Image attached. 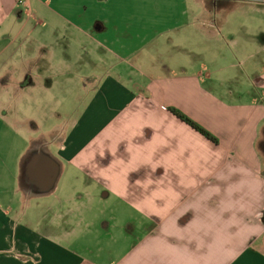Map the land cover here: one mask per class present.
<instances>
[{"label": "crops", "instance_id": "crops-1", "mask_svg": "<svg viewBox=\"0 0 264 264\" xmlns=\"http://www.w3.org/2000/svg\"><path fill=\"white\" fill-rule=\"evenodd\" d=\"M214 2L201 3L214 5V13L208 6L180 15L210 23L214 32L193 36L211 45L179 50L172 60L159 44L144 54L149 45L140 46L139 34L149 33L136 9L116 7L139 0H0V264H264V69L250 64L251 55L219 61L225 50L264 51V15L258 39L237 40L231 31L228 40L218 32ZM93 69L109 71L95 76ZM73 71L86 85L101 86L98 105L65 125L61 143L60 133L48 140L55 127L42 132L22 108L27 96L36 101L60 84L79 85ZM74 169L88 201L104 190L120 212H131L128 229L140 234L129 233L120 256L109 250L101 260L103 248L80 241L75 221L84 204L73 201L76 191L54 199ZM42 199H51L45 216L23 226L26 214L37 212L30 203Z\"/></svg>", "mask_w": 264, "mask_h": 264}, {"label": "rangeland", "instance_id": "rangeland-1", "mask_svg": "<svg viewBox=\"0 0 264 264\" xmlns=\"http://www.w3.org/2000/svg\"><path fill=\"white\" fill-rule=\"evenodd\" d=\"M143 0H139V3L136 6H130L126 4L116 5L121 11L130 12L132 9H136L139 16L140 24H144L147 32L149 33L147 37H144L143 31L140 30L139 34V44L140 46H148L147 51H144L146 54L149 50H152L154 46L158 45L160 47H165L167 50L172 52V60L179 59L181 57L179 50H184L185 48L188 51L195 50H205L211 44L207 43V39L195 38L194 33L213 31L214 28L210 26V23L207 25L198 18H189L185 20V17L180 15L184 12H187L189 15H197L202 12L204 8H208V13H214L216 7L214 5L203 6L201 3H215L214 0H147L146 4H141ZM217 1V11H218V20L217 27L218 32H220V37L230 40L228 33L234 31V38L237 40L240 39H251L255 33L262 28L261 20L264 15V0H216ZM58 11V10H56ZM260 20V21H259ZM245 30L249 31L251 36L244 35ZM261 26V28H260ZM188 34L189 37H182ZM253 39H258L255 36ZM155 42L154 45L150 44ZM170 42V43H169ZM224 45L219 44L218 48L220 51H224ZM232 50V49H231ZM231 50L228 52H220L219 61L220 62H243L246 60L248 55L252 56L250 64H259V69H264V51L258 49L257 47H252L249 54H239L233 53ZM215 52H213V56ZM188 60H194L189 53L186 55ZM225 57V59H224ZM215 59V58H214ZM213 58L204 59L205 62L214 60ZM166 60V59H165ZM199 61V60H198ZM130 63V61L128 60ZM95 76H99L101 73H105L104 69H93L91 70ZM131 71V70H130ZM74 77L77 78L78 72H72ZM252 73V71H251ZM130 76V75H128ZM81 81L79 85L75 86H65L60 84L56 88L58 90L53 91L52 95L42 96V92L38 96H35L36 101L28 100L27 103L22 108L25 111V114L29 116H34L37 119V123L42 127V132L52 130L55 127L54 132L45 133L48 140H53L54 137L59 135L58 140L62 141L65 137L63 133V128L65 125H71L72 120L76 121L85 113H87V108L92 109L93 111L97 103H94L96 99V94L98 93L101 86L97 85H86L85 81H82V78L79 76ZM99 77H96V80ZM226 88H231L235 90L237 87L233 85L226 84L223 86ZM246 88V87H245ZM65 92V93H64ZM89 93V94H88ZM65 94V95H64ZM88 94V96H87ZM48 105H46V104ZM96 104L92 106V104ZM92 106V107H90ZM92 113V112H91ZM57 133V134H56ZM99 131L92 132V135H97ZM264 138V137H263ZM73 181L66 184V181L61 184L60 191L58 195L54 198L60 199L62 191H71L72 189L76 191L77 196L72 197L73 201L78 205L82 206L83 216L75 221V217L72 218V221L79 222L80 225L76 229V233L79 234L80 241L88 244L92 249L98 247L103 248L104 252L100 256L101 260H106V256H109V250L113 252V255L116 257L123 254L131 244L132 238L129 237L130 234L138 233L135 230H129V226L126 223L131 219V212H120L121 208L118 203V199L113 196L103 198L104 190H98V197L94 200L88 201L87 198L83 197L84 192L86 191L83 186V181L81 180V175L75 169L72 170ZM98 187V185H96ZM93 188V184L90 186ZM60 195V197H59ZM51 199H42L36 202L32 201L29 206H34L37 208V212H28L26 217L22 220L23 226L35 225L40 217L45 216L44 212L41 213L44 209L45 203H49ZM77 205V206H78ZM118 210L120 213L110 214L107 213L108 210ZM106 212V213H105ZM48 215V221H50V215ZM106 216L107 223L110 225L108 228H104L103 217ZM114 218V221L111 220ZM105 219V218H104ZM103 220V221H102ZM90 224V225H89ZM88 225V227H87ZM91 226V227H90ZM140 234V233H138ZM137 237V234L133 235ZM135 237V238H136ZM78 238V241H79ZM134 239V238H133ZM95 259H99L96 258Z\"/></svg>", "mask_w": 264, "mask_h": 264}, {"label": "trees", "instance_id": "trees-1", "mask_svg": "<svg viewBox=\"0 0 264 264\" xmlns=\"http://www.w3.org/2000/svg\"><path fill=\"white\" fill-rule=\"evenodd\" d=\"M172 114L174 116H176L178 119H180L181 121H183L184 123H186L188 126H190L194 131H196L197 133L202 135L204 138L213 142L214 144H217V139L215 137H213L205 129H203L202 127H200L196 123H194L192 120H190L189 118H187L186 116L180 114L179 112H177L175 110H172ZM259 147H260L261 151L264 150V142H262Z\"/></svg>", "mask_w": 264, "mask_h": 264}]
</instances>
